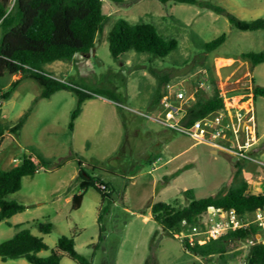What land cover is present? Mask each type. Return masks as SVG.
<instances>
[{"label":"rangeland","instance_id":"374dc122","mask_svg":"<svg viewBox=\"0 0 264 264\" xmlns=\"http://www.w3.org/2000/svg\"><path fill=\"white\" fill-rule=\"evenodd\" d=\"M201 2L220 6L240 20L264 19V0ZM103 12L109 19L88 55L76 54L71 61H56L43 70L113 100L96 96L86 101L73 131L69 124L77 96L71 91L43 99L42 88L28 78L2 101L0 123L5 126L12 127L32 111L18 134L6 133L0 141V170L12 169L28 155L35 161L45 159L47 164L33 177H25L21 190L7 197L26 210L11 217L8 224L0 223V244L29 229L48 247L38 256L56 252L61 264H78L57 248L63 236L74 239L76 251L91 264H218L217 257L208 263L186 251L179 235L169 234L153 219L151 207L158 202L184 207L187 189L197 198L225 193L236 163L242 167L241 178L249 184L248 194H261L264 167L225 151L212 152L211 146L196 143L151 117H162L161 102H155L158 90L181 89L189 104L198 92L209 96V69L213 68L225 108L243 114L252 110L257 134L253 158L264 164V97H253L255 87H264V63L253 66L243 58L264 52V30L240 31L226 14L200 5L103 0ZM118 19L152 23L162 35L177 39L178 48L164 59L131 51L115 60L108 35ZM222 35L225 42L213 52L199 48L198 44ZM222 58L235 61L227 64L230 61ZM14 80L11 74L0 77V92L9 90ZM79 162L88 174L109 186L111 196L103 199L90 188L81 208L75 210L73 199L82 193ZM39 224H52V231L41 233ZM259 231L264 238V229ZM250 241L230 245V264H243ZM0 264L30 263L20 258L0 259Z\"/></svg>","mask_w":264,"mask_h":264},{"label":"trees","instance_id":"16d2710c","mask_svg":"<svg viewBox=\"0 0 264 264\" xmlns=\"http://www.w3.org/2000/svg\"><path fill=\"white\" fill-rule=\"evenodd\" d=\"M114 3H124L128 0H110ZM162 4L180 3L200 5L218 14H226L229 22L240 31L264 30V19L252 21L240 20L228 14L222 7L201 0H155ZM109 16L103 12V0H0V77L6 74L15 76L9 90L0 92V115L2 101L8 100L18 85L25 79L35 80L42 88L41 98L49 99L55 93L68 90L77 96V105L71 114L69 129L75 128V121L81 115L86 101L101 96L109 100L100 91H85L72 83L62 82L46 73L43 68L56 61H71L76 54L88 55L95 48L96 39L102 33ZM226 40V36L209 42L198 44L206 53L213 52ZM109 50L115 60H120L128 52L148 54L153 57L166 58L178 48V40L162 35L157 26L140 21L131 24L124 19H118L108 35ZM243 58L253 66L264 63V52L244 54ZM209 84L212 92L205 96L201 92L193 105L188 109L186 125L202 119L210 114L225 109L223 97L217 87V76L210 68ZM160 90L156 94V103L162 102L164 95ZM253 97H264V87H255ZM29 109L12 127L0 123V141L6 133L18 134L29 118ZM47 164L45 159L34 160L33 155L25 156L21 164L8 171L0 170V223L6 222L14 215L26 210V207L7 197L21 190L25 177H33L41 165ZM79 179L82 193L73 199L75 210L82 205L84 193L96 189L103 199L111 196L109 186L100 177L88 174L79 162ZM236 172L225 193L218 192L205 198H197L192 189L183 192L188 200L184 207L177 208L171 204L158 202L151 207L153 219L169 234L179 235L183 220L190 224L198 223L211 207L224 211L234 210L240 216L247 218L257 210L264 208V192L258 195L248 194L249 184L241 178L242 167L236 163ZM105 186L106 189L102 188ZM102 216L99 217L101 221ZM52 224H39L41 233L52 231ZM260 229L254 224L246 228L227 232L218 239H212L203 245H189L185 240L181 243L186 251L196 255L206 262L212 263L217 257L218 264H230L227 254L232 243L253 239L246 254L245 264H264V244L258 241ZM57 248L69 255L78 264H91L75 249V241L63 236L58 240ZM43 239L31 233L29 229L18 231L11 239L0 244V259L2 261L23 258L30 264H61V258L56 252L47 257L38 253L47 250Z\"/></svg>","mask_w":264,"mask_h":264},{"label":"built area","instance_id":"2783aa9c","mask_svg":"<svg viewBox=\"0 0 264 264\" xmlns=\"http://www.w3.org/2000/svg\"><path fill=\"white\" fill-rule=\"evenodd\" d=\"M192 105L189 104L186 92L183 90L168 91L161 102L162 117H151V119L191 138L196 143L207 144L215 151H225L264 167V164L253 158L257 134L254 129L252 110L243 114L232 113L225 108L186 125L188 109ZM102 188L106 189L105 186ZM248 217L244 218L234 210L224 211L211 207L198 223L190 224L183 220L179 237L194 246L195 244L203 245L231 230L246 228L251 224L264 229V208L253 213L252 219ZM262 237H258V241L264 244ZM250 242L252 244L254 241ZM248 252L249 250L247 254ZM245 262L244 260L243 264Z\"/></svg>","mask_w":264,"mask_h":264},{"label":"crops","instance_id":"0c3cea01","mask_svg":"<svg viewBox=\"0 0 264 264\" xmlns=\"http://www.w3.org/2000/svg\"><path fill=\"white\" fill-rule=\"evenodd\" d=\"M223 60H226V61H230L229 63H227V64H230L231 62H234L235 60L234 59H230V58H227V59H225V58H222ZM224 65H226V64H224ZM212 152H216L215 150H212Z\"/></svg>","mask_w":264,"mask_h":264}]
</instances>
